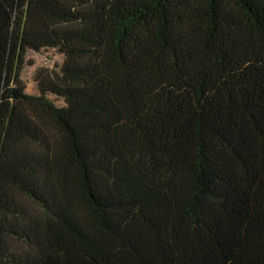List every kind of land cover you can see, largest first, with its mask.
Listing matches in <instances>:
<instances>
[{
	"label": "trees",
	"instance_id": "1",
	"mask_svg": "<svg viewBox=\"0 0 264 264\" xmlns=\"http://www.w3.org/2000/svg\"><path fill=\"white\" fill-rule=\"evenodd\" d=\"M0 264H264V0H0Z\"/></svg>",
	"mask_w": 264,
	"mask_h": 264
},
{
	"label": "rangeland",
	"instance_id": "2",
	"mask_svg": "<svg viewBox=\"0 0 264 264\" xmlns=\"http://www.w3.org/2000/svg\"><path fill=\"white\" fill-rule=\"evenodd\" d=\"M38 61V64L37 65H41L43 66L42 64L47 62V57H39V59H37ZM31 74L30 72H27V74L24 76L25 80H30L31 78Z\"/></svg>",
	"mask_w": 264,
	"mask_h": 264
}]
</instances>
